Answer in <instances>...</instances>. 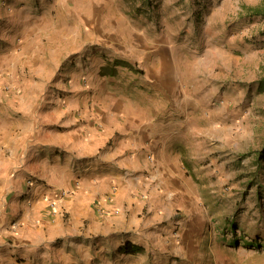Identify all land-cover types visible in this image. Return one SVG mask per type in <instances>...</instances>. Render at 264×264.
Instances as JSON below:
<instances>
[{
	"label": "crops",
	"instance_id": "1",
	"mask_svg": "<svg viewBox=\"0 0 264 264\" xmlns=\"http://www.w3.org/2000/svg\"><path fill=\"white\" fill-rule=\"evenodd\" d=\"M65 1L62 16L60 0L33 15L0 0L14 26L0 50V264H147L153 246L169 252L175 204L196 211L181 147L192 114L183 58L166 35H121L130 21L105 11L108 0ZM126 242L144 254H120Z\"/></svg>",
	"mask_w": 264,
	"mask_h": 264
},
{
	"label": "rangeland",
	"instance_id": "2",
	"mask_svg": "<svg viewBox=\"0 0 264 264\" xmlns=\"http://www.w3.org/2000/svg\"><path fill=\"white\" fill-rule=\"evenodd\" d=\"M44 1L57 0H1V5L8 13L25 9L33 15L28 11L40 12ZM108 1L105 11L110 9L116 16L121 10L130 21L127 26L120 24L121 35L127 32L130 41L136 35H154L162 41L166 35L168 46L178 49L183 58L184 89L190 95L192 114L183 123L181 147L196 211L185 212L184 200L175 204L177 223L166 233L169 252L159 254L162 248L153 246L147 264H156L153 257L164 258L158 264H264V248L244 242L264 244V174L254 164L255 151L262 147L257 129L264 125V90L258 84L264 79V15L253 11L264 0H150V6L141 5L142 0ZM62 6L59 11L66 16L70 6ZM11 23L0 19V50L14 42L9 37V29L14 30ZM54 28L48 35L59 32ZM83 58L77 56L69 67L74 66L77 73L85 70ZM9 59H5L8 66L13 56ZM25 90L30 96L32 88ZM235 237L243 240L233 245Z\"/></svg>",
	"mask_w": 264,
	"mask_h": 264
},
{
	"label": "trees",
	"instance_id": "3",
	"mask_svg": "<svg viewBox=\"0 0 264 264\" xmlns=\"http://www.w3.org/2000/svg\"><path fill=\"white\" fill-rule=\"evenodd\" d=\"M147 5L150 6V0H142L141 5ZM254 14L256 15H264V5L262 6H258L253 8ZM112 63V66L115 65H122L125 66L127 68H129L132 71L138 72L139 70L136 69L135 67H133L132 65L123 62V61H119V60H114ZM111 66V67H112ZM110 66L104 67L102 69L103 74H113L112 72H110L109 69ZM260 85V90H264V79L259 80ZM257 132L262 136V147L260 149H258L257 151H255V157H254V164L257 165L256 171L257 172H261L262 174H264V125L262 127V129H257ZM250 183V181H249ZM257 195L259 199L261 198V192H259V189L257 190ZM242 238H238L235 237L232 239V244L236 245L238 243L239 240H241ZM243 240V239H242ZM246 242L249 246H252L253 248H264V244L258 243L257 241H244ZM120 252L123 254H137V253H141L144 251V248L142 246L136 245L132 242H126L124 245H122L119 248Z\"/></svg>",
	"mask_w": 264,
	"mask_h": 264
},
{
	"label": "built area",
	"instance_id": "4",
	"mask_svg": "<svg viewBox=\"0 0 264 264\" xmlns=\"http://www.w3.org/2000/svg\"><path fill=\"white\" fill-rule=\"evenodd\" d=\"M34 182V180L31 178V179H29L28 180V184H32ZM65 194V192L64 191H61V192H56L55 193V195H56V197L58 198V196H63ZM45 200L49 203V205H50V207L52 208V209H57V206H56V199H48V196L46 195L45 196Z\"/></svg>",
	"mask_w": 264,
	"mask_h": 264
}]
</instances>
